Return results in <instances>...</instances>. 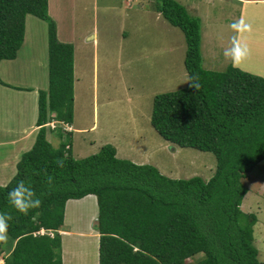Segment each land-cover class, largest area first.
Returning a JSON list of instances; mask_svg holds the SVG:
<instances>
[{
	"label": "trees",
	"instance_id": "16d2710c",
	"mask_svg": "<svg viewBox=\"0 0 264 264\" xmlns=\"http://www.w3.org/2000/svg\"><path fill=\"white\" fill-rule=\"evenodd\" d=\"M156 10L184 33L189 84L155 94L150 122L170 142L213 153L216 167L207 180L167 176L152 164L117 157L111 144L82 158L71 154L68 136L54 146L45 124L72 120L73 44L58 39L48 0H0V61L16 56L27 14L48 21V88L38 91V131L0 186V209L12 216L8 252L0 240L3 264H63L66 202L87 195L96 198L98 264H263L255 217L241 203L248 191L243 179L264 159V77L233 65L204 68L200 19L177 0H156ZM22 178L41 198L26 215L6 200Z\"/></svg>",
	"mask_w": 264,
	"mask_h": 264
},
{
	"label": "rangeland",
	"instance_id": "374dc122",
	"mask_svg": "<svg viewBox=\"0 0 264 264\" xmlns=\"http://www.w3.org/2000/svg\"><path fill=\"white\" fill-rule=\"evenodd\" d=\"M178 1L191 15L200 19V9L205 7L203 0ZM48 3L49 15L56 22L57 37L63 42L74 41L76 50L72 106L74 130L68 136L71 154L82 158L98 152L104 144H111L116 147L117 157L152 164L167 176L189 178L199 175L209 179L216 167L212 152L170 142L160 136L150 122L155 94L189 84L183 62L186 50L184 33L157 12L156 0H48ZM223 9V15L213 23L231 18V13L235 12V15L241 14L240 20L254 24L257 31L264 33V1L226 3ZM214 10L212 7L211 11ZM26 25V42L20 49L22 62L10 69L5 66L9 69L8 78L14 84L21 82L24 76L33 83L42 84L44 79L47 83L48 21L28 14ZM228 28L214 36L213 44L221 46L223 42L217 40L221 38L227 40L225 48L231 46L237 30L231 26ZM204 30L201 40L206 54L204 66L222 71L231 65V60L225 57V49L219 47L216 48V58L213 57V34ZM92 31L98 34L96 44L87 39ZM243 32L248 34L250 30L246 28ZM253 49L238 63V68L264 77V50ZM51 136L52 144L58 146L62 141L60 134L53 137L47 128L46 137ZM243 181L248 191L242 199L241 209L255 217L252 225L254 244L264 264V159L247 173ZM77 202L71 199L65 205L62 230L72 234L69 236L60 231L62 248L65 239L68 244L67 259L64 249V261L66 264H98V232L93 226L97 216L95 196ZM75 231L83 236L75 235ZM11 240L10 237L5 239L4 252H8L6 249L11 246ZM71 250L82 257L71 255Z\"/></svg>",
	"mask_w": 264,
	"mask_h": 264
},
{
	"label": "crops",
	"instance_id": "0c3cea01",
	"mask_svg": "<svg viewBox=\"0 0 264 264\" xmlns=\"http://www.w3.org/2000/svg\"><path fill=\"white\" fill-rule=\"evenodd\" d=\"M203 1L205 3V7L200 9L201 11L199 13V17L201 21V40H202V36L205 35L204 29L207 30V33L212 31L213 35L211 37V48L215 53V56L213 57L216 58V48L219 47L221 48V50H224L225 45H227V40L221 38L217 39L223 42V44L219 46L213 44L214 36H217L220 30L223 31L224 29H227L229 26L232 25L234 21H239L241 16V14L235 15L234 12L231 13V18L225 16L226 18L221 19L217 23H213L214 21H217V18L223 15V12L221 11L224 10L223 5L226 3H240V2L242 4L256 3V2H262L264 0H203ZM94 5L95 2L93 1V7ZM206 6H208L209 9L206 8ZM212 7H215L214 11H211ZM48 9H49L48 12H50L49 6ZM242 9L243 7L241 8V10ZM208 15L212 17L208 18ZM247 25H249L247 29H249L250 32L246 34L243 31H241V33L236 31V37L240 40L241 43L247 46L248 54L249 52L254 51L253 49L254 47H257L259 51L260 49L264 50V33H260L259 31H257L255 29L254 24L250 23ZM26 29H27V25L25 19V31ZM91 34H89L87 39L93 40L96 44L98 34L97 32L95 33L93 31ZM25 42H26V38L24 32V39L21 46L24 45ZM70 43L73 44V48H74L73 74H76L75 73L76 50H75L74 41H70ZM21 46L18 49L16 56L14 58L11 59L6 58L0 61V79L4 82V84L0 83V186L5 185L13 177V175L16 173L17 162L19 161L22 153L29 150L35 141V137L38 131V126L36 125L37 116H38V91L40 89L47 90L48 88V80L46 83L45 79L42 84L33 83L31 79L26 78L25 76L23 79L21 78L22 79L20 80L21 82H17L16 84H14L12 81L9 80L8 77L10 75L8 70L12 66H15L17 62L19 61L22 62V57L20 58ZM200 50L202 54V65L205 68L204 64L206 62V54L204 55L203 53L201 41H200ZM210 58L211 57H209V59ZM230 63L233 66L240 67L238 64L232 63V61H230ZM5 66L9 67V69L7 70ZM61 125H62V129H60L58 132L50 131L53 137L54 134L56 135V137L58 134L60 135L62 134L64 135L63 137L66 138V136H69V134H71L72 131L74 130L73 120L70 123L63 122ZM47 139L51 141L52 136L51 138L47 137ZM89 196L91 195H87L81 199H72V200H77L78 202L79 201L82 202L85 198L88 199ZM64 223H65V215H64ZM62 232H67V235L72 234V232L70 231L62 230ZM75 232H76L75 235L83 236V233H80L81 235H79L78 231ZM93 235H95L94 232ZM67 246L68 244L66 243V239H65L63 241L64 248H62L63 264H66V262L64 261V249L67 259V251H66ZM77 253H78L77 251L71 250V255L77 257L78 256ZM81 257L82 255L80 254L78 258ZM0 260H2L1 262L3 264V259L1 258Z\"/></svg>",
	"mask_w": 264,
	"mask_h": 264
},
{
	"label": "clouds",
	"instance_id": "9594fccd",
	"mask_svg": "<svg viewBox=\"0 0 264 264\" xmlns=\"http://www.w3.org/2000/svg\"><path fill=\"white\" fill-rule=\"evenodd\" d=\"M231 27L236 29L237 32H240L248 28L249 25H247L243 20H239L234 21ZM246 53L247 46L242 45L240 40L235 35L232 37L231 46L225 48L224 50L225 57L230 59L234 64L240 63ZM195 87H199V84H196ZM48 179L51 180V177L49 176ZM6 200L7 204L10 205L12 209L25 215L28 214L30 209L37 208L41 205V198L37 195L35 188L30 182L23 178L16 181L14 186L8 190L6 193ZM11 219L12 216L8 210L0 209V240L7 238L9 222Z\"/></svg>",
	"mask_w": 264,
	"mask_h": 264
},
{
	"label": "built area",
	"instance_id": "2783aa9c",
	"mask_svg": "<svg viewBox=\"0 0 264 264\" xmlns=\"http://www.w3.org/2000/svg\"><path fill=\"white\" fill-rule=\"evenodd\" d=\"M63 122H59L57 120H54V119H50L47 123H46V126L51 130V129H55L57 126H60ZM45 230L44 229H41L40 230V233H44ZM52 235V232H48Z\"/></svg>",
	"mask_w": 264,
	"mask_h": 264
},
{
	"label": "bare ground",
	"instance_id": "6f19581e",
	"mask_svg": "<svg viewBox=\"0 0 264 264\" xmlns=\"http://www.w3.org/2000/svg\"><path fill=\"white\" fill-rule=\"evenodd\" d=\"M85 199H87V198H85ZM77 203H78V202H77ZM68 212H69V210H68ZM68 212H67V215H66L67 218H69V216H70ZM87 216H88V214H87ZM67 220H68V219H67ZM72 220H73V219L70 218V221H72ZM70 223H71V222H70ZM72 224H73V223H72ZM62 233H64V234L67 235V232H62ZM68 235H69V234H68ZM70 235H71V234H70ZM70 235H69V236H70ZM90 256H91V255H90Z\"/></svg>",
	"mask_w": 264,
	"mask_h": 264
}]
</instances>
